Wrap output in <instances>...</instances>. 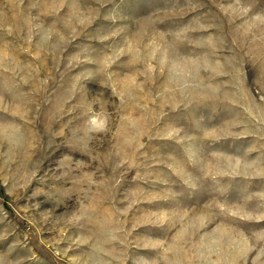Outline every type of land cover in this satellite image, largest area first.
I'll use <instances>...</instances> for the list:
<instances>
[{
  "label": "rangeland",
  "instance_id": "1",
  "mask_svg": "<svg viewBox=\"0 0 264 264\" xmlns=\"http://www.w3.org/2000/svg\"><path fill=\"white\" fill-rule=\"evenodd\" d=\"M0 264H264V0H0Z\"/></svg>",
  "mask_w": 264,
  "mask_h": 264
}]
</instances>
